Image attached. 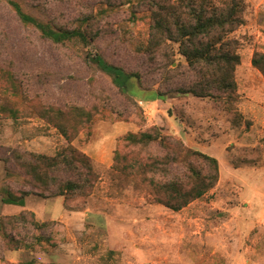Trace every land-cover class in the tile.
I'll return each instance as SVG.
<instances>
[{
	"label": "rangeland",
	"instance_id": "1",
	"mask_svg": "<svg viewBox=\"0 0 264 264\" xmlns=\"http://www.w3.org/2000/svg\"><path fill=\"white\" fill-rule=\"evenodd\" d=\"M17 1L55 29L86 31L88 41L54 43L24 24L8 0H0V66L10 69L20 86L18 97L0 95L8 110L0 116V147L54 155L67 146L58 130L27 106L30 102L95 106L99 115L73 144L93 158L98 181L87 198L34 194L24 206L8 204L3 196L10 180L0 161V216L33 211L49 225L32 229V237H51L19 250L0 243V264H264V113L256 127L252 110L243 112L247 103L264 111V77L252 64L253 54L264 52V0H243L244 24L234 34L241 55L234 107L245 115L235 117L239 125L231 123L234 115L225 111L224 97L170 93L172 75H161L159 62L142 50L151 19L138 0ZM96 53L143 74L140 81L130 80L129 89L142 110L89 62L88 55ZM175 60L174 68L186 64L178 54ZM6 84L0 83V94ZM157 88L165 97L144 101ZM153 126L165 136H182L188 148L219 156L216 187L178 212L113 169L117 140Z\"/></svg>",
	"mask_w": 264,
	"mask_h": 264
},
{
	"label": "trees",
	"instance_id": "2",
	"mask_svg": "<svg viewBox=\"0 0 264 264\" xmlns=\"http://www.w3.org/2000/svg\"><path fill=\"white\" fill-rule=\"evenodd\" d=\"M8 3L24 24L36 27L54 43L62 44L75 38L88 41L86 31L55 29L27 14L17 0H8ZM138 3L151 19L142 50L152 62H159L161 75H172L174 87L170 93L213 99L224 97L225 111L234 115L231 123L239 125L235 117L242 120L244 117L234 104L239 98L236 72L241 55L240 42L234 34L244 24V1L225 0L220 5L213 0H138ZM176 54L182 56L186 64L177 63L174 68ZM87 59L109 75L113 84L142 110L139 100L129 92L130 80L142 78L140 71H126L99 53L89 54ZM252 64L264 77V52H255ZM3 82L7 84L1 87L0 95L4 98L20 95L16 75L0 66V83ZM165 95L157 88L144 101H155ZM1 100L0 116L8 111ZM27 106L54 126L67 146L54 155L0 147V161L5 164L10 180L4 189L3 202L24 206L26 198L34 194L46 198L89 197L98 181V173L93 158L73 142L82 132L90 130L99 111L95 106L89 109L78 104L60 107L30 102ZM154 148L156 152L147 154ZM113 169L135 180L157 203L175 212L205 197L220 179L217 157L188 148L181 138L165 136L155 126L137 133L129 132L117 140ZM48 225L29 210L0 216V243L12 250L33 248L35 241L43 243L51 237L43 234L32 237L31 230H42ZM21 264L39 263L30 260Z\"/></svg>",
	"mask_w": 264,
	"mask_h": 264
},
{
	"label": "crops",
	"instance_id": "3",
	"mask_svg": "<svg viewBox=\"0 0 264 264\" xmlns=\"http://www.w3.org/2000/svg\"><path fill=\"white\" fill-rule=\"evenodd\" d=\"M263 81H264V78H263ZM241 98H242V97L240 96V99H241ZM254 101H255V103H258V102H257V99H255ZM248 102H249V101H248ZM250 102H251V101H250ZM239 103H240V102H239ZM246 106L249 107V108L246 107V111H243V112L246 114V113H249V112H250L249 110H252V114H253V115H252V117H250V118H252V120H253L254 123H255V126L257 127L258 122H259V118H260L258 115H261L262 113H264V111H263V110L260 111V110L258 109V107H257L258 104L247 103ZM244 113H243V115H244ZM244 117H245V115H244ZM246 119H247V118H246ZM252 120H251V121H252ZM253 121H252V122H253ZM174 128H175V130H177L176 127H174ZM182 130H183V129H182ZM182 134L187 135V132L184 131V133H182ZM181 139H182V140L185 142V144H186V140H185L184 138H182V136H181ZM186 145H187V144H186ZM187 146H188V145H187ZM91 155H92V154H91ZM213 156H215V157H217V158L219 157L217 154H213ZM93 157H94V155H93Z\"/></svg>",
	"mask_w": 264,
	"mask_h": 264
}]
</instances>
